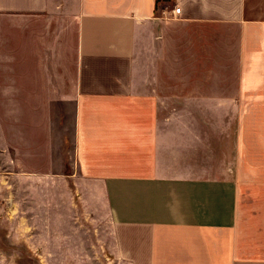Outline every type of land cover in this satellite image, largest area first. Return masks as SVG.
I'll return each mask as SVG.
<instances>
[{
	"label": "crops",
	"instance_id": "obj_1",
	"mask_svg": "<svg viewBox=\"0 0 264 264\" xmlns=\"http://www.w3.org/2000/svg\"><path fill=\"white\" fill-rule=\"evenodd\" d=\"M263 74L264 0H0L2 103L66 106L33 143L20 107V151L50 146L127 264H264Z\"/></svg>",
	"mask_w": 264,
	"mask_h": 264
},
{
	"label": "rangeland",
	"instance_id": "obj_2",
	"mask_svg": "<svg viewBox=\"0 0 264 264\" xmlns=\"http://www.w3.org/2000/svg\"><path fill=\"white\" fill-rule=\"evenodd\" d=\"M60 75L66 79V74ZM258 80H264V74ZM2 101L0 97V264H127L115 254L109 217L97 204L83 199L72 178L68 184L57 176L61 169L50 166V146L20 151V107L27 123L22 135L33 143L36 131L47 134L44 125L56 111L65 118L66 106L4 105ZM245 111L251 129V162L256 166L252 177L264 179V105L245 106ZM29 148L35 150L33 144Z\"/></svg>",
	"mask_w": 264,
	"mask_h": 264
},
{
	"label": "built area",
	"instance_id": "obj_3",
	"mask_svg": "<svg viewBox=\"0 0 264 264\" xmlns=\"http://www.w3.org/2000/svg\"><path fill=\"white\" fill-rule=\"evenodd\" d=\"M181 11V7L180 6H174L172 9V13L175 15H178Z\"/></svg>",
	"mask_w": 264,
	"mask_h": 264
}]
</instances>
